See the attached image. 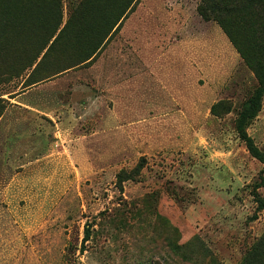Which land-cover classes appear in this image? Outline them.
Returning a JSON list of instances; mask_svg holds the SVG:
<instances>
[{
  "label": "rangeland",
  "instance_id": "374dc122",
  "mask_svg": "<svg viewBox=\"0 0 264 264\" xmlns=\"http://www.w3.org/2000/svg\"><path fill=\"white\" fill-rule=\"evenodd\" d=\"M82 1L0 0V235L35 227L27 244L5 234L0 256L26 244L42 264H248L264 161L237 119L264 33L235 29L246 60L199 0H135L111 33L131 0ZM246 130L264 157V93Z\"/></svg>",
  "mask_w": 264,
  "mask_h": 264
},
{
  "label": "trees",
  "instance_id": "16d2710c",
  "mask_svg": "<svg viewBox=\"0 0 264 264\" xmlns=\"http://www.w3.org/2000/svg\"><path fill=\"white\" fill-rule=\"evenodd\" d=\"M87 1L89 0L82 1L80 7L77 9L78 12L82 10L83 5H85ZM134 1L135 0H131L129 3H127V7L125 6L124 11L121 13V15H119V17L116 16L115 19L112 20V22L110 23L111 26L110 33L115 28L117 29L118 23L120 22V19L124 15L125 10L129 9ZM197 10L199 15L205 21H216L222 27V29L225 31V33L228 35L230 40L233 42V44L240 52L241 56L244 57L246 60L248 58L243 48V41L238 36H236L235 29L236 30L239 29L242 31V30H247L249 28L254 29L255 27H259L260 33L261 34L264 33V0H199ZM74 16H72L71 20L73 19ZM63 30H61L59 36L63 32ZM59 36H57L55 41L59 38ZM254 68H255L254 69L255 73L258 76L260 85L259 88L256 90L254 96H252L249 100H247L244 109L241 111L240 116L237 119V130L239 132L241 139L246 142V145L249 151L252 153V155L264 161V157L262 156L261 151L256 146L253 138L247 133L246 130V125L249 119L255 116L260 109L261 97L262 94L264 93V74L262 71V65L260 60H257L255 62ZM217 107L218 104H214L212 106V111L214 113H217L216 112ZM228 111H230V109ZM143 167L144 166L142 164H139L138 167H136L133 170L135 174L126 171L120 172L118 174V183L122 184L124 181L128 179H132V175L139 174ZM262 181L264 182V180ZM90 238H91V231L89 228H86V235L84 238L85 242L90 240ZM263 245H264V236L259 242V245L254 247L252 251V256H248L247 259L248 264H251L253 262V259L259 255L260 246ZM252 257L254 258L251 259Z\"/></svg>",
  "mask_w": 264,
  "mask_h": 264
},
{
  "label": "crops",
  "instance_id": "0c3cea01",
  "mask_svg": "<svg viewBox=\"0 0 264 264\" xmlns=\"http://www.w3.org/2000/svg\"><path fill=\"white\" fill-rule=\"evenodd\" d=\"M186 69L187 68L184 66V68H183L184 72H182L180 74V76L183 75V77H184L186 75ZM195 69H197V66H195ZM7 190H5V191H7ZM0 192H2V191H0ZM2 225H4V224H2ZM5 227L9 228V231H10V229H18V230L23 229V231L22 232L16 231L14 234L12 232L11 233L2 232V234L0 235V240L1 239H5V234H6L7 238L10 241L13 239V241L16 242L15 240L18 239L20 241H24L25 243L27 241L26 239H27V236H28L27 229L31 228V230H32L33 228H35V227H32L31 225L28 226L27 222H25V221H23V222L20 221L19 222L17 220L8 221L5 224ZM21 233H22V235H21ZM30 238L31 239H36L35 232L32 234L31 231H30ZM25 245H24V247L21 250L22 254H19L17 256H0V264H42L39 256H27V251H26L27 249H26ZM0 252H1V250H0Z\"/></svg>",
  "mask_w": 264,
  "mask_h": 264
}]
</instances>
